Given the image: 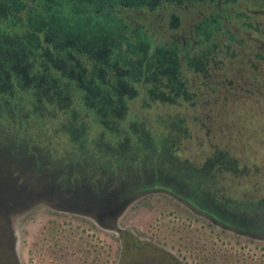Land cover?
Segmentation results:
<instances>
[{
    "label": "flooded vegetation",
    "instance_id": "obj_1",
    "mask_svg": "<svg viewBox=\"0 0 264 264\" xmlns=\"http://www.w3.org/2000/svg\"><path fill=\"white\" fill-rule=\"evenodd\" d=\"M242 1L248 5L236 10ZM262 7L264 0H0V105L19 108L29 94L37 112L44 107L43 99L57 107L82 99L113 134L104 140L99 134L94 146L100 154L85 153L87 124H70L82 155L69 156V162L58 167L64 173L45 174L41 169L32 178L41 185L34 194L60 202L52 207L56 211L86 218L95 233L112 235L110 264H185L182 257L118 223L123 202L156 189L208 221L234 223L235 229L264 239V200L240 201L219 195L216 187L206 189L209 161L195 169L179 160L172 142L136 112L147 110L153 99L184 95L183 73L200 70L208 61L221 18L232 15L249 27L250 13L261 12ZM205 9L208 14L193 24L194 35L188 41L160 38L161 32L184 26L186 16ZM13 99L17 102L11 103ZM162 155L182 172V180L165 172ZM65 233L69 232L61 227L47 226L43 235L50 245H59L57 240ZM70 243L87 264H108L102 263L100 247L88 239ZM62 248L64 264H69L67 248ZM56 250L51 247V252ZM239 264L250 261L240 254Z\"/></svg>",
    "mask_w": 264,
    "mask_h": 264
},
{
    "label": "rangeland",
    "instance_id": "obj_2",
    "mask_svg": "<svg viewBox=\"0 0 264 264\" xmlns=\"http://www.w3.org/2000/svg\"><path fill=\"white\" fill-rule=\"evenodd\" d=\"M242 2L236 10L248 5ZM207 14L205 9L197 16H186L184 26L161 32L160 38L180 44L188 41L194 35L193 24ZM250 17L249 27L232 15L221 18V30L209 48L208 61L200 70L183 73L184 95L153 99L141 112L134 110L137 102L133 103V112L142 114L160 136L172 142L179 160L195 169L209 161L206 189L216 187L219 195L240 201L264 200V7L261 12L252 11ZM0 65L1 81L2 59ZM26 97L18 114L0 105L1 252L10 264H64L65 247L69 264H77V259L87 264L70 239L79 244L88 239L100 247L102 263L110 264L112 235L95 233L86 218L56 211L52 207L60 202L34 194L41 185L32 178L43 169L45 174L49 170L64 173L58 167L69 162V156L82 155L79 137L70 133V124H87L85 153L100 154L94 142L101 133L103 140L110 139L112 132L103 128L98 115L82 99H71L64 107L43 99V109L34 112L33 99L29 94ZM173 124L177 127H170ZM10 126L14 131L6 132ZM160 159L167 164L169 176L183 179L168 158L162 155ZM156 190L123 202L118 223L182 257L185 264H239L240 254L250 264H264V239L235 229L234 223L224 226L210 218L208 221L172 195ZM47 226L61 227L70 234L61 235L59 245H50L43 235ZM53 246L59 250L51 252Z\"/></svg>",
    "mask_w": 264,
    "mask_h": 264
},
{
    "label": "trees",
    "instance_id": "obj_3",
    "mask_svg": "<svg viewBox=\"0 0 264 264\" xmlns=\"http://www.w3.org/2000/svg\"><path fill=\"white\" fill-rule=\"evenodd\" d=\"M17 102V99H13L12 101H10L11 103H14V102ZM6 109L8 110V108H7V106H6ZM18 108H13L12 109V106H10V108H9V112H12L13 114L15 113V114H18V113H20V111L21 110H18ZM18 112V113H17ZM6 132L7 131H14V128L12 127V126H10V127H7L6 129ZM13 137V139H15L14 138V136H12ZM11 262H9L8 260H7V258H6V255L4 254V253H2L1 252V248H0V264H10Z\"/></svg>",
    "mask_w": 264,
    "mask_h": 264
},
{
    "label": "water",
    "instance_id": "obj_4",
    "mask_svg": "<svg viewBox=\"0 0 264 264\" xmlns=\"http://www.w3.org/2000/svg\"><path fill=\"white\" fill-rule=\"evenodd\" d=\"M115 1H118V0H114V2ZM126 2L128 1V2H133L134 0H125Z\"/></svg>",
    "mask_w": 264,
    "mask_h": 264
}]
</instances>
